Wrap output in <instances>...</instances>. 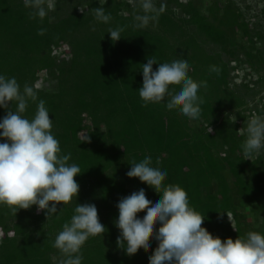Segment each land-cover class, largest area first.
<instances>
[{"label": "trees", "instance_id": "obj_1", "mask_svg": "<svg viewBox=\"0 0 264 264\" xmlns=\"http://www.w3.org/2000/svg\"><path fill=\"white\" fill-rule=\"evenodd\" d=\"M154 3L163 8L158 19L138 28L140 0H54L51 7L43 0V20L30 18L35 0H0V74L37 90L62 154L70 153L68 163L82 172L74 177L77 199L60 202L48 218L36 205L17 213L0 205V264H62L66 256L53 245L77 203H94L107 228L85 242L82 264H149L158 242L150 236V248L128 255L117 245L114 223L117 202L127 193L144 188L150 200L158 198L154 187L126 175L133 161L149 155L167 168L164 184L186 189L214 236L264 232V149L246 156L242 148L249 120L264 118V24L250 26L234 0H209L204 10L194 0ZM97 7L111 14L109 23L96 20ZM260 13L264 20V7ZM116 26L124 37L113 42L107 31ZM62 45L66 49L53 54ZM181 56L190 62L189 75L207 82L198 92L204 102L196 126L179 106L168 110L167 97L144 106L139 96L147 58L157 59L155 70ZM240 68L235 82L231 73ZM10 108L16 103L0 107V119ZM36 109L30 101L23 115L31 119Z\"/></svg>", "mask_w": 264, "mask_h": 264}, {"label": "clouds", "instance_id": "obj_2", "mask_svg": "<svg viewBox=\"0 0 264 264\" xmlns=\"http://www.w3.org/2000/svg\"><path fill=\"white\" fill-rule=\"evenodd\" d=\"M140 6L143 14L134 18L138 28L157 20L163 11L154 0H140ZM47 11L43 0H35L30 18L38 16L43 20ZM94 14L97 21L105 24L111 20L104 7L94 9ZM44 31L41 28L38 34L43 35ZM123 32L122 26L109 27L107 31L113 42L124 37ZM157 62L155 57H149L143 63V83L138 90L144 106L161 103L167 97L168 110L179 106L183 115L199 118L204 101L198 92L207 87V82L196 81L189 75L186 56L159 62L154 70ZM211 70L218 68L212 66ZM171 85L180 87L173 90ZM30 101L37 103L31 119L23 115ZM9 102H15L16 108H10L0 119V205H7L13 213L36 205L38 210H46L48 218L58 213L60 202L65 205L74 197L77 199L80 185L74 177L82 173L81 168L77 163H68L70 153L62 154L60 142L51 131L50 111L46 101L38 98L37 90L28 84L21 89L14 76L0 74V107L8 108ZM242 148L246 156L264 149V118L249 120ZM126 175L139 178L159 193L158 198L150 200L146 190L140 188L117 202V245L128 255L135 254L140 247L150 248L151 236L158 244L149 255V264H264V232L249 231L236 239L224 240L214 236L202 226L205 216L190 204L186 189L179 183H163L168 170L159 158L153 162L149 155L139 162L133 161ZM141 211L142 217L138 216ZM106 231L94 203H77L71 220L64 223L53 246L66 256L62 264H82L85 242Z\"/></svg>", "mask_w": 264, "mask_h": 264}, {"label": "rangeland", "instance_id": "obj_3", "mask_svg": "<svg viewBox=\"0 0 264 264\" xmlns=\"http://www.w3.org/2000/svg\"><path fill=\"white\" fill-rule=\"evenodd\" d=\"M53 1L54 0H45V2H47V5L49 7H51L53 5ZM128 1H131V0H128ZM194 1L198 4V6L201 8V10H204L206 8V5L209 2V0H194ZM234 1H235V3H237V6L243 8L242 10L245 14V17L248 19L250 26L254 25L255 22H260L261 24H264V20L262 19V14L260 13V9L262 7H264V0H234ZM246 5H250V9H247ZM65 49H66V46L62 45L59 49H57V48L54 49L53 54L58 55L61 50H65ZM244 70L245 69L240 68V69L236 70L237 72L233 71L231 73V76L234 77L233 81L239 82L241 80V76L244 73ZM259 74H261V72H259ZM40 76L41 77L36 82V86H38V87L42 86L40 79L45 76V71H41ZM255 76H254V78H256ZM44 83L47 84L46 82H44ZM261 95L264 96V88H263V91L261 92ZM190 123L192 126L198 125V123H196V121L194 119H191ZM83 135H84V133L81 132L80 136H83ZM127 195H130V193L129 194L127 193L125 196H127ZM230 219H231V217H230ZM230 221H232V219Z\"/></svg>", "mask_w": 264, "mask_h": 264}]
</instances>
